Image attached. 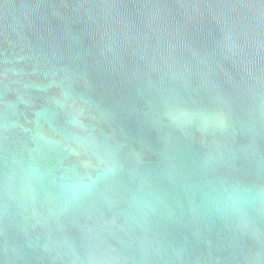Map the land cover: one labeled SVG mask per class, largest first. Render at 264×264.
<instances>
[{
  "label": "water",
  "instance_id": "95a60500",
  "mask_svg": "<svg viewBox=\"0 0 264 264\" xmlns=\"http://www.w3.org/2000/svg\"><path fill=\"white\" fill-rule=\"evenodd\" d=\"M0 264H264V0H0Z\"/></svg>",
  "mask_w": 264,
  "mask_h": 264
}]
</instances>
